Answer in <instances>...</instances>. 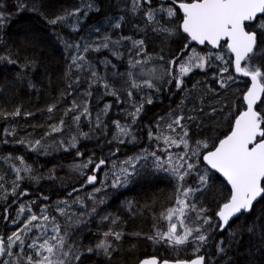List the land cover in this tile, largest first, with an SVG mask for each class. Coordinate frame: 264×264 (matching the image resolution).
<instances>
[{"label": "trees", "instance_id": "1", "mask_svg": "<svg viewBox=\"0 0 264 264\" xmlns=\"http://www.w3.org/2000/svg\"><path fill=\"white\" fill-rule=\"evenodd\" d=\"M89 2L94 5L92 10H87ZM21 3L25 5L23 10L18 8ZM170 3L171 0H152V5H148L139 0L136 6L135 0H0V12L6 17L0 26V57L18 60L15 65L0 60V239L6 246L7 238L17 233L24 241L21 245L13 236L12 255L7 251L0 254V264H27L28 255L40 259L36 249L28 245L35 241L38 246L45 238L56 235L52 231L54 223L60 225L61 235L67 233L65 250L71 246L74 252L82 253L80 260H72L71 264H138L148 257L182 261L196 255H204L207 264H225L229 256L235 264H247L245 258L236 255L235 244L221 258L217 244L221 239L226 244L230 241L228 230L220 232L202 224L196 216H209L214 225L218 222L215 215L218 206L230 195L221 178L203 165L201 156L230 132L234 118L244 110L242 96L249 80L234 72L226 45L217 50L189 45L181 54L184 45L189 44L186 35L179 32L169 36L153 31L158 25L148 20L149 7L160 4L167 7ZM77 8L81 12L63 23L48 22L56 15ZM157 20L168 27L179 23L176 19L169 22L163 13H157ZM117 23L119 28L115 26ZM97 28L99 31L95 30ZM105 36L110 37L109 46L97 51L96 46L105 42ZM136 40H144V51L140 55L133 45ZM66 44H79L80 50ZM258 44L264 49V42L258 40ZM85 45L92 47L84 52ZM191 49L202 55L211 53L212 59L203 69L195 68L184 75L183 85L177 89L174 79L167 82L171 79L165 74L170 67L168 62L179 57L177 65L171 66L172 74L179 75L178 65L187 59ZM217 53L224 60H217ZM79 55L85 58L77 61L81 68L72 65V57ZM146 59L148 62L143 63ZM28 60L34 63L27 64ZM137 60L142 63L132 67ZM255 63L264 65V53L257 54ZM225 67L227 71H221ZM93 71L96 77L91 75ZM149 73L159 91L143 86V81L150 78ZM161 75L163 79H155ZM221 82L225 86L222 87ZM134 83L141 87H133ZM149 97L151 104L146 102ZM73 102L79 107L74 108ZM141 104L143 109L133 122L130 113ZM52 105H55L53 111L48 112ZM85 107L88 112L82 114ZM17 108L20 115H10ZM69 108L73 111L65 114ZM257 110L264 114V104H258ZM77 115L80 119L75 121L73 117ZM176 116L184 117L181 123L188 130L189 149L183 145L168 148L162 138H156L163 131H169L165 125ZM61 120L64 121L62 126ZM117 121L131 128L123 143L116 139ZM50 125H57L61 130L52 133ZM150 130L152 139H149ZM172 133L176 140L183 135L180 127ZM36 140L41 144L35 145ZM197 141H207L209 148H201L200 157L191 158L189 162L196 167L182 181L168 171L157 169L156 158L151 153L155 152L162 161L172 152L182 155L188 151L191 155L190 149L195 148ZM139 157L142 158L137 159ZM18 158H23L24 163ZM129 158L135 165V174L126 186L112 187L116 176L123 179L121 169L132 171L129 164L124 163ZM89 159L93 163L84 168ZM101 159L106 163L94 170ZM26 166L31 168L30 172L23 170ZM17 168L21 169L19 173ZM205 170L209 175L208 187L188 197L181 195L184 189L199 187L198 174ZM18 175L23 179H17ZM90 175L96 176L92 184L87 182ZM97 188L100 191H95ZM22 192L26 194L20 195ZM178 198L195 204L197 211L186 209L183 217L189 228L199 227L209 237L202 246L192 243V237L184 245L147 238L169 230L173 220L165 217L168 209L177 205ZM45 206V214L50 219L41 218L32 224L46 227L30 225V230H24L27 219L31 215L41 217ZM201 207L207 211L199 213ZM58 208L65 210L63 215ZM259 214H264V199L254 204L251 214L231 221L230 228L238 229ZM110 230L122 233L120 240L107 238L115 249L111 257L99 250L87 252L88 248L95 249L104 239L103 234ZM247 244L245 238L239 251ZM198 246L200 250L196 252ZM41 254L48 255L43 250ZM255 259L257 264H264V251L256 253Z\"/></svg>", "mask_w": 264, "mask_h": 264}, {"label": "snow or ice", "instance_id": "2", "mask_svg": "<svg viewBox=\"0 0 264 264\" xmlns=\"http://www.w3.org/2000/svg\"><path fill=\"white\" fill-rule=\"evenodd\" d=\"M144 3L152 5V0H144ZM136 6L139 4V0H135ZM25 5L23 3L18 5L20 10H23ZM94 5L89 2L87 4V10H92ZM35 11V7L32 8ZM99 11L98 8H96ZM81 12L80 8L75 9L71 12H64L61 15H56L51 18L48 22L50 24H57L65 22L69 17L77 15ZM157 13H163L168 21L171 22L173 19L179 21L175 26L168 27L163 24H160V21L157 20ZM87 15V11L84 13ZM179 14V15H178ZM146 16L150 22H154L157 27L153 28V31L166 33L169 36L176 35L179 32L186 34L189 38V44L191 42H197L200 45H210L213 48H222L224 45L227 46V50L230 53H233L235 56L234 66L235 70L238 73H242L245 77H250L251 87L248 88L243 99L247 104L246 111L241 112L235 119L234 125L232 127L231 133L225 136L224 139L219 140L217 145L213 146V150H208L203 154V160L214 169L216 172L220 173L231 186V191L229 197L225 202L218 206V211L215 213L218 222L213 225L212 218L209 216L197 215L196 219L201 220L202 224L210 225L215 229H218L220 232L228 230L230 241L226 244L224 239H221L217 244V254L223 258L229 248L233 244L236 245V255L246 259L247 264H257L255 259L256 253L264 251V214H259L252 219L251 222L246 221L243 226L238 229L230 228V221H233L234 218H239L244 214H251L254 208V204L257 203L260 199H264V114L261 111L257 110L258 103L264 104L262 100V95H264V71H262L261 66H257L255 59L258 53H264V49H261L258 44V40L264 38V0H171V3L165 7L164 4H160L157 7H149L146 12ZM122 19V17H121ZM6 17L3 12H0V26H3L5 23ZM117 28L120 25L117 23L115 25ZM99 31V28L95 29ZM110 40V37H104V43L97 45L96 50L98 51L100 47L107 48L109 45L107 41ZM223 41V44L221 43ZM189 44H185L184 48L181 50V54L184 51L189 49ZM134 47L138 49L137 55H140L144 51L143 45L144 40H136L133 42ZM66 47L76 48L77 51L80 50L79 44H66ZM91 45H85L83 51L87 52ZM163 60V56L159 57ZM217 60H224V57L217 53L215 55ZM83 55L73 56L72 65H75L77 68H81L82 65L78 64V60H84ZM151 59V57H148ZM179 57L176 59L169 60V69L166 70V75L171 77L168 80V83H171V80L174 79L176 82L177 89H180L183 85L182 77L187 75L192 71L193 68L205 67L212 59V54L202 55L198 53L195 49H191V54L187 56L186 60H183L179 63V75L172 74L171 66H176ZM0 60H7L9 64H17L18 60L11 59L10 57H0ZM244 62L242 67L241 62ZM148 60H144L143 63H147ZM27 64L34 63V61L28 60ZM131 63V62H130ZM142 62L137 60L135 64H132V67L141 64ZM70 65V68L71 66ZM221 71H227V67L223 68ZM93 77H96L97 73L95 71L91 74ZM131 76V73H129ZM148 79L143 81V86L148 88H155L159 91L157 85L153 82L151 78V73H149ZM155 79H163V75L155 77ZM229 79H232L230 76ZM78 82V81H77ZM221 86H225L221 82ZM34 87V85H32ZM107 87V85H105ZM133 87H141V85L133 84ZM195 87V85L193 86ZM115 95V93H112ZM90 95V93H89ZM131 96V92L129 93ZM148 104H151L153 101L149 97L146 101ZM55 105L49 106L48 112H52ZM73 107L78 108L79 105L73 102ZM143 104L136 107L134 113H130L133 116V122L137 115L142 111ZM73 111V108L67 109V112ZM215 111V109H213ZM87 107L84 108L83 113H87ZM10 115L18 116L20 115V109L17 108ZM27 115H31L28 113ZM73 119L78 121L80 116H74ZM161 119H163L161 117ZM188 119H193V117H188ZM184 120L183 116H176L171 123L167 124V128L175 132L176 127H180L183 135L180 136L179 140L161 133L157 136V139H163V142L169 146L180 147L183 145L185 149H189V142L186 139L188 136L187 128L181 123ZM60 125L64 124V121L61 120ZM120 131L124 134H127L124 128H121L119 122H116ZM159 126V125H158ZM175 126V127H174ZM51 132H58L61 130L57 125H50ZM51 133H46L49 135ZM86 135V134H85ZM153 138V133L149 131V139ZM121 143L124 141L121 140ZM23 143V141H20ZM41 141L36 140L35 145H40ZM73 147L75 144L72 145ZM208 149L209 144L207 141H197L195 148L190 149L191 155L188 151H185L182 155H178L177 164L172 165L170 171L172 174L176 175L179 180H183L185 176L191 174L192 170L196 167L195 163H190L192 157L199 158L201 153L200 149ZM80 155V153H78ZM152 156L156 158V167L157 169H163L164 171H169L168 168H164L165 163L171 164V156L168 160L162 161L160 157L156 156L155 152L151 153ZM139 157L137 159H140ZM21 161V164L24 163L23 158H18ZM131 158L124 163H128L132 171H129V168L121 169V174L116 176L115 182L112 187L126 186L129 182V178L135 174V165L130 163ZM183 161V163H180ZM93 163L89 159L88 163L84 164L83 167L87 168L88 164ZM106 163L105 160L101 159L99 163L95 164L94 170H99L102 165ZM186 165V167H185ZM79 167V165L77 166ZM184 169L181 173L180 169ZM21 169L17 168V173ZM26 172H30L31 168L26 166L24 169ZM17 179H23V177L17 176ZM96 181L95 175H90L87 177V182L92 184ZM199 187L196 189L187 188L184 189L181 195L188 197L190 194L201 191L204 188L208 187L209 184V175L207 170L203 174H198ZM18 187V185H17ZM73 191H77L73 189ZM95 191H100V189H95ZM13 194H15V188L13 189ZM26 193H20V195H25ZM71 195V193H69ZM45 200L48 197H44ZM77 202L79 199L77 198ZM62 203H67L63 201ZM176 203L181 207L178 209L170 208L168 209V216L166 219H171L172 215L175 212H179L180 215H185V210L190 209L192 211H197L195 204H189L183 199H177ZM62 215L64 214V209H57ZM23 211V208H21ZM30 211V209H29ZM47 207L41 209V217L36 215H31L27 219V222L24 225V230H30L29 226L32 227H46L41 225H33V221L38 219H43L48 221L50 217L46 215ZM95 211V209H93ZM207 209L201 207L198 212L205 213ZM163 216V213L161 214ZM6 218V217H5ZM107 219V217H105ZM52 221H55V217L51 218ZM79 222V221H78ZM113 223L116 221L113 220ZM183 223V221H181ZM52 231L56 233L51 237L45 238L43 243H40L38 246L36 242L33 241L32 244L28 245L29 248L36 249V255L41 257L40 259H34L32 255L27 256V264H71L72 260L79 261L82 253L74 252L72 247L69 246L65 250V232L63 235L60 234V225L54 223L52 226ZM195 233V235H194ZM104 239L100 240L95 249L88 248L87 252H93L94 250L102 251L105 256L111 257V251H114L110 242H108V237L112 236L115 240H120L122 233L112 232L111 230L105 232ZM139 235V233H137ZM13 236L16 240L20 241V244L23 245L24 241L21 239L20 235L13 233L12 236H9L8 244L5 246L2 239H0V254H3L7 251L9 256L12 255L10 251L13 242ZM189 237H192V243H197L199 246H202L208 241V236L201 231L199 227L197 228H185L184 234H177L176 224H171L169 230L164 233L157 232L155 236H148L149 240L154 242H160L161 240L171 243L174 245H184L189 243ZM248 239V244L245 246L244 250L239 251L240 244ZM39 239V238H37ZM53 240L56 243H50L49 241ZM196 248V252H199L200 247ZM41 250L46 251L48 255H42ZM56 257V259H52ZM62 257V258H61ZM8 264V262H4ZM141 264H158V261L155 257L151 259H145L141 261ZM163 264H169L167 260L163 261ZM176 264H207L206 258L204 255H196L194 259L185 260V261H176ZM225 264H235L231 256L225 261Z\"/></svg>", "mask_w": 264, "mask_h": 264}, {"label": "rangeland", "instance_id": "3", "mask_svg": "<svg viewBox=\"0 0 264 264\" xmlns=\"http://www.w3.org/2000/svg\"><path fill=\"white\" fill-rule=\"evenodd\" d=\"M192 70H195V68H193ZM190 73V72H189ZM171 121H172V119H171ZM171 121H168V123H171ZM168 123H166V124H168ZM120 127L121 128H124L125 130H126V132H127V134H124V133H122L121 131H120V128H118L117 127V125H116V139L120 142L121 140H125V138L128 136V134H129V131H130V126L129 125H120ZM165 127H167V125H165ZM175 127V126H174ZM173 131L171 130V129H169V131H163L162 133H163V135H167V136H171L172 137V135H173V133H172ZM167 147L168 148H171V146H169V145H167ZM178 155H181V154H176V152H172V153H169V154H167L166 156H165V159H164V161H166V160H168V158H169V156H171V164H169V163H165V167H168V169H169V173H171V171H170V168H171V166L172 165H176L177 164V157H178ZM180 171H181V173H183V170L182 169H180ZM119 172H120V169H118V174H119ZM172 174V173H171ZM174 175V174H173ZM175 177H177L176 175H174ZM181 206L180 205H176L173 209H178V208H180ZM185 216V215H184ZM171 219L173 220V222H171V224H176V227H177V234H179V235H183L184 234V230H185V228H189V224L188 223H186V222H184V217L182 216V215H180V213L179 212H175L173 215H172V217H171ZM181 221H183V223H181V227H182V230H181V227H179L180 226V222ZM170 224V225H171ZM179 224V225H178ZM170 227V226H169ZM181 233H183V234H181ZM39 245V244H38ZM52 259H54L53 257H52ZM55 259H56V257H55Z\"/></svg>", "mask_w": 264, "mask_h": 264}, {"label": "water", "instance_id": "4", "mask_svg": "<svg viewBox=\"0 0 264 264\" xmlns=\"http://www.w3.org/2000/svg\"><path fill=\"white\" fill-rule=\"evenodd\" d=\"M184 34V33H183ZM184 35H186V34H184ZM189 39V38H188ZM222 44H223V41L221 42ZM189 45H193V46H195V47H198V48H202V47H205V46H208L210 49H212V50H217L218 48H213L212 46H210V45H200V44H198L197 42H191ZM226 48H227V46H226ZM229 52V51H228ZM229 54L231 55V57H232V64H233V68H234V72L236 73V75H238V76H240V77H245V76H243L242 75V73H238V72H236V70H235V66H234V60H235V56H234V54L233 53H230L229 52ZM243 63V61L241 62V64ZM245 78H247L248 80H249V86H248V88H250L251 87V79H250V77H245ZM248 88H247V90H248ZM247 90L245 91V93L247 92ZM245 93L243 94V96H242V101H243V104H244V110H242L241 112H243V111H246V109H247V104H246V102L244 101V99H243V97H244V95H245ZM263 96V95H262ZM259 104V103H258ZM240 112V113H241ZM239 113V114H240ZM238 114V115H239ZM237 115V116H238ZM236 116V117H237ZM236 117L234 118V120H233V123H232V127H233V125H234V122H235V119H236ZM232 127H231V130H232ZM231 130H230V132L227 134V135H229L230 133H231ZM226 135V136H227ZM225 137H223L222 139H224ZM219 143V142H218ZM217 143V144H218ZM216 144V145H217ZM213 150V149H212ZM205 153V152H204ZM203 153V154H204ZM203 154H202V156H201V161H202V163H203V165L206 167V168H208L209 170H211V171H213L215 174H217L220 178H221V180L224 182V184L228 187V189L231 191V186L227 183V181H226V179L220 174V173H218V172H216L214 169H211V167L206 163V161H204L203 160ZM256 204V203H255ZM234 219H236V218H234ZM233 219V220H234ZM231 222V221H230ZM151 258H153V257H148V258H144V259H142L141 261H143V260H145V259H151ZM195 258V257H194ZM194 258H192V259H194ZM157 259V258H156ZM191 260V259H190ZM141 261L138 263V264H141ZM157 261H158V264H163V261H165V260H162V261H159L158 259H157ZM177 261H181V260H177ZM182 261H185V260H182ZM169 262V264H176V261H168Z\"/></svg>", "mask_w": 264, "mask_h": 264}]
</instances>
